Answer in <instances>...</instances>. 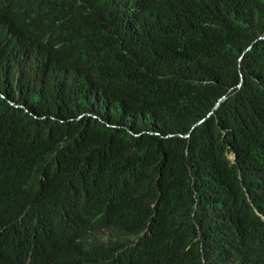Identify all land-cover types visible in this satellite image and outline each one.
<instances>
[{
  "label": "trees",
  "instance_id": "16d2710c",
  "mask_svg": "<svg viewBox=\"0 0 264 264\" xmlns=\"http://www.w3.org/2000/svg\"><path fill=\"white\" fill-rule=\"evenodd\" d=\"M0 264H264V0H0Z\"/></svg>",
  "mask_w": 264,
  "mask_h": 264
},
{
  "label": "water",
  "instance_id": "95a60500",
  "mask_svg": "<svg viewBox=\"0 0 264 264\" xmlns=\"http://www.w3.org/2000/svg\"><path fill=\"white\" fill-rule=\"evenodd\" d=\"M200 123H202V122H200Z\"/></svg>",
  "mask_w": 264,
  "mask_h": 264
}]
</instances>
